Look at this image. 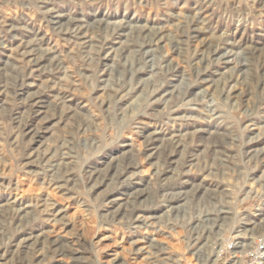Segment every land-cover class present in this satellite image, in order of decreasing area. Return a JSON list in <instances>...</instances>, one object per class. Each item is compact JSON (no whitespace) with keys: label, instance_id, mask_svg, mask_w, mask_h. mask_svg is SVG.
Returning <instances> with one entry per match:
<instances>
[{"label":"rangeland","instance_id":"obj_1","mask_svg":"<svg viewBox=\"0 0 264 264\" xmlns=\"http://www.w3.org/2000/svg\"><path fill=\"white\" fill-rule=\"evenodd\" d=\"M263 237L264 0H0V264Z\"/></svg>","mask_w":264,"mask_h":264},{"label":"bare ground","instance_id":"obj_2","mask_svg":"<svg viewBox=\"0 0 264 264\" xmlns=\"http://www.w3.org/2000/svg\"><path fill=\"white\" fill-rule=\"evenodd\" d=\"M40 99H41V97L40 96H37V98L33 101V103L31 104V106H34V105H37V104H39V101H40ZM33 124L32 123H26L25 124V126H24V130H26L28 133H32V135H34L35 136V134H37V132L35 131V129H34V127L32 126ZM65 178V177H64ZM223 217H226V215L224 216L223 215ZM242 243H244V241L242 242ZM241 243V244H242ZM246 244V243H245ZM245 244L244 245H234L232 248H233V255H234V257H235V259L237 258V259H239L240 257H241V253H246L247 252V250L248 249H250L251 247L250 246H245ZM249 245H250V243H249ZM252 246V245H251ZM245 247V248H244ZM253 247V246H252ZM239 248H242V249H240L239 250ZM244 248V249H243ZM241 252V253H240ZM262 260H264V256H263V258H262ZM235 263H238V264H240V262H235Z\"/></svg>","mask_w":264,"mask_h":264},{"label":"built area","instance_id":"obj_3","mask_svg":"<svg viewBox=\"0 0 264 264\" xmlns=\"http://www.w3.org/2000/svg\"><path fill=\"white\" fill-rule=\"evenodd\" d=\"M263 249L264 237L255 242L254 246L252 247V251L248 255L249 260L257 261L258 259H262L264 256L262 255Z\"/></svg>","mask_w":264,"mask_h":264}]
</instances>
